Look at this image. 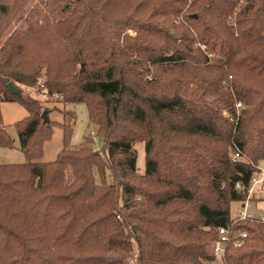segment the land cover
Listing matches in <instances>:
<instances>
[{
    "label": "trees",
    "instance_id": "obj_1",
    "mask_svg": "<svg viewBox=\"0 0 264 264\" xmlns=\"http://www.w3.org/2000/svg\"><path fill=\"white\" fill-rule=\"evenodd\" d=\"M30 1L0 0V104L26 110L24 160L0 162V264H208L219 227L246 232L225 264H264V222L231 224L264 158V0ZM29 87L85 104L101 147L70 145L74 112L43 120Z\"/></svg>",
    "mask_w": 264,
    "mask_h": 264
},
{
    "label": "rangeland",
    "instance_id": "obj_2",
    "mask_svg": "<svg viewBox=\"0 0 264 264\" xmlns=\"http://www.w3.org/2000/svg\"><path fill=\"white\" fill-rule=\"evenodd\" d=\"M36 0H31L25 10L23 11V15L26 14V11ZM10 30H8L9 32ZM6 32L0 38V43L3 41L5 36L8 34ZM1 45V44H0ZM29 92L32 96L38 98L41 101L42 109L44 111L45 108H49L50 112L48 116L52 120L60 121L62 117L63 109H71L74 112V119L75 125L72 131V137L70 140V145L76 146L83 142L85 136L90 135L93 137V142L91 146L95 149H99L102 145L101 141L93 134V127L92 124L89 123V119L87 117V109L86 105L80 102H75L74 104H70L67 107H64L61 102H59V96H43L42 94L38 93V89L35 87H29ZM2 110V121L4 127L8 134L13 137L14 145L13 148H0V161L2 162H22L24 160L23 152L20 151V143L19 137L16 134V130L14 127V123L16 120L21 119L26 115V110L19 105L17 102H8L3 101L0 104ZM51 138L46 140L43 144V156L41 158L42 162L51 161L53 160L63 144V135H62V128L61 126H53V131L51 134ZM144 145L142 142L134 143L131 146L135 155H136V164H137V171L138 173H142L144 170ZM259 168L261 171H264V158L259 164ZM261 171L257 174L258 177H264V173L261 174ZM256 175V174H255ZM259 188V189H258ZM256 191L251 197V211L255 215H264V199L262 197L263 192L260 189H264V182L263 186H257ZM241 203L235 204L233 206V211L231 216L238 210V206ZM208 264H225L221 255H216L215 259L208 263Z\"/></svg>",
    "mask_w": 264,
    "mask_h": 264
},
{
    "label": "built area",
    "instance_id": "obj_3",
    "mask_svg": "<svg viewBox=\"0 0 264 264\" xmlns=\"http://www.w3.org/2000/svg\"><path fill=\"white\" fill-rule=\"evenodd\" d=\"M57 97V96H55ZM236 106L238 108L241 107V103H237ZM238 153H234V158H237ZM264 171H261V174H263ZM264 177H258L257 174L252 176V179L249 184L248 192L249 197L244 202H241V204L238 206V210L231 216V224L239 221V220H257L264 222V215H255L251 211V197L257 190L256 187L259 185L260 187L263 186ZM237 186H239L237 184ZM259 189V188H258ZM263 192V199H264V189H260ZM246 237V232L244 231H236L232 227H219L218 228V238L213 243L212 246V252L214 255H221L224 261V250L226 245L229 242H233L234 245L240 246L243 243V238Z\"/></svg>",
    "mask_w": 264,
    "mask_h": 264
},
{
    "label": "water",
    "instance_id": "obj_4",
    "mask_svg": "<svg viewBox=\"0 0 264 264\" xmlns=\"http://www.w3.org/2000/svg\"><path fill=\"white\" fill-rule=\"evenodd\" d=\"M7 89L10 90L14 94H20V90H18L12 83H7ZM41 117L43 120H47V112L44 110L41 114Z\"/></svg>",
    "mask_w": 264,
    "mask_h": 264
},
{
    "label": "crops",
    "instance_id": "obj_5",
    "mask_svg": "<svg viewBox=\"0 0 264 264\" xmlns=\"http://www.w3.org/2000/svg\"><path fill=\"white\" fill-rule=\"evenodd\" d=\"M0 162H2V161H0Z\"/></svg>",
    "mask_w": 264,
    "mask_h": 264
}]
</instances>
